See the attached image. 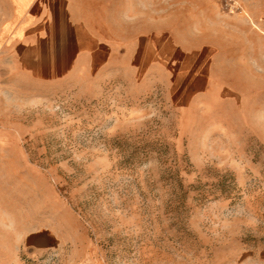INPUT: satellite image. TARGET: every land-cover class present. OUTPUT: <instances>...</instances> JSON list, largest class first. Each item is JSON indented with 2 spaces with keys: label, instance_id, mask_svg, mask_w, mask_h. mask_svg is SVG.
I'll return each mask as SVG.
<instances>
[{
  "label": "rangeland",
  "instance_id": "rangeland-1",
  "mask_svg": "<svg viewBox=\"0 0 264 264\" xmlns=\"http://www.w3.org/2000/svg\"><path fill=\"white\" fill-rule=\"evenodd\" d=\"M42 2L0 0V264H264V0ZM72 19L112 61L42 77Z\"/></svg>",
  "mask_w": 264,
  "mask_h": 264
},
{
  "label": "crops",
  "instance_id": "crops-1",
  "mask_svg": "<svg viewBox=\"0 0 264 264\" xmlns=\"http://www.w3.org/2000/svg\"><path fill=\"white\" fill-rule=\"evenodd\" d=\"M42 4H44V0ZM240 7L241 10L244 9L242 5ZM234 14H242V12ZM71 25H73V33L79 36L76 46L74 45L70 55L65 54V57L56 55L54 60L49 62L42 59V77L46 73L52 72L64 74L87 64L93 67H101L112 61L114 55L110 44L105 42V40L99 39L77 20L72 19ZM80 39L82 40L80 41ZM29 70L32 77L33 73H37V70L33 67H29ZM4 220L5 217L1 219V221ZM31 237V242L34 246H38L37 244H48L53 239L51 234L46 231L38 232Z\"/></svg>",
  "mask_w": 264,
  "mask_h": 264
},
{
  "label": "bare ground",
  "instance_id": "bare-ground-1",
  "mask_svg": "<svg viewBox=\"0 0 264 264\" xmlns=\"http://www.w3.org/2000/svg\"><path fill=\"white\" fill-rule=\"evenodd\" d=\"M64 57V56H63Z\"/></svg>",
  "mask_w": 264,
  "mask_h": 264
}]
</instances>
